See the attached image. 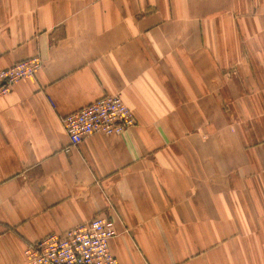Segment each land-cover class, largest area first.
Instances as JSON below:
<instances>
[{
	"label": "crops",
	"instance_id": "1",
	"mask_svg": "<svg viewBox=\"0 0 264 264\" xmlns=\"http://www.w3.org/2000/svg\"><path fill=\"white\" fill-rule=\"evenodd\" d=\"M35 55L0 94V264L102 216L118 264H264V0H0V69ZM104 94L135 124L71 146Z\"/></svg>",
	"mask_w": 264,
	"mask_h": 264
},
{
	"label": "built area",
	"instance_id": "2",
	"mask_svg": "<svg viewBox=\"0 0 264 264\" xmlns=\"http://www.w3.org/2000/svg\"><path fill=\"white\" fill-rule=\"evenodd\" d=\"M41 65L42 60L35 55L0 69V94L10 92L20 80L33 77ZM59 120L71 146L94 133L121 134L135 124V117L120 94H104ZM115 235L111 219L95 217L29 242L24 257L27 264H118L108 247Z\"/></svg>",
	"mask_w": 264,
	"mask_h": 264
}]
</instances>
